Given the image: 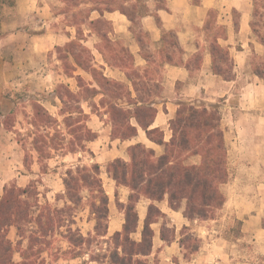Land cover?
Wrapping results in <instances>:
<instances>
[{"label":"crops","instance_id":"0c3cea01","mask_svg":"<svg viewBox=\"0 0 264 264\" xmlns=\"http://www.w3.org/2000/svg\"><path fill=\"white\" fill-rule=\"evenodd\" d=\"M259 1L163 0L164 7H160L148 0V14L138 21L136 30L118 10L103 14L94 11L90 22L78 28L67 23L60 10L64 7L61 0H0V157L12 172L19 163L25 169V174L18 173L15 185L26 188L36 184L39 205L48 202L61 206L56 196L64 192L62 177L58 191L51 192V186L46 184L54 176L49 174L50 163L67 156L78 164L82 162L81 153L59 156V151L51 150L46 161L48 173H42L38 153L32 149L34 162L30 169L25 167L22 126H29L30 132L34 130V104L57 120L58 129L64 128L59 86L77 94L81 79L99 90L86 67L123 85L132 97L137 95L134 83L148 89L158 84L160 95L152 103L156 114L148 130H158L163 144L151 139L135 121L134 137L113 138L108 115L100 109L102 94L80 104L87 115L85 127L96 134L93 141L86 143V149L93 154L90 164L100 167V179L109 199L107 236L122 232L125 213L117 204L127 205L131 196L128 187L110 178L107 165L117 159L129 162V150L136 145L153 151L156 158L163 156L165 144L173 137L170 122L182 104L216 106L228 174L227 181L219 186L224 197L222 208L211 219L191 221L185 216V201L173 208L167 195L159 201L140 197L135 202L137 231L131 236L141 241L144 226L149 224L152 250L145 258L148 264H264V68L257 64L264 61V42L254 33ZM91 22L101 24L98 30ZM169 39L177 49L171 47ZM74 43L79 47L67 53L68 46ZM18 98L28 106L26 117L15 116L21 101ZM92 104L100 114L92 111ZM8 115L13 121L5 127ZM199 163V157L187 160L188 165ZM9 185H1L0 200ZM151 206L160 216L150 220ZM84 214V219L78 216V226L88 233L93 223L87 221L86 211ZM238 224L240 235L234 238L231 233ZM186 232L202 241V247L190 260L182 247ZM6 238L14 248L17 246L19 238L14 227L8 229ZM26 245L24 241L22 248ZM62 245L66 247L60 242L59 247ZM48 256L43 255L46 259ZM20 260L15 251L13 261ZM46 264L105 263L59 258Z\"/></svg>","mask_w":264,"mask_h":264},{"label":"trees","instance_id":"16d2710c","mask_svg":"<svg viewBox=\"0 0 264 264\" xmlns=\"http://www.w3.org/2000/svg\"><path fill=\"white\" fill-rule=\"evenodd\" d=\"M61 1L65 6L61 13L66 16L67 23L78 28L90 22L89 16L94 11L103 14L118 10L126 15L136 30L138 21L148 14V0ZM154 1L158 6L164 7L163 0ZM91 25L98 30L101 24L91 22ZM102 25L107 26L106 23ZM169 44L177 49L172 39H169ZM74 46L79 47L75 43L71 44L66 50L67 53L73 52ZM87 57L89 60L90 56ZM86 70L91 73L99 90L90 88L81 79L78 81L80 91L77 94L65 86L57 89L62 103L60 115L63 117L65 130L68 129L66 133L70 137L69 141L66 142L65 138L59 139L58 144L49 134L43 135V132L58 125L57 120L37 104L33 106L34 130L30 134L34 136L31 147L38 153L42 173H47L46 161L51 157V150H67V153L93 156L86 149V143L93 141L96 134L85 127L87 115L80 104L99 94L103 96L100 109L108 115L113 138L127 140L134 137L136 128L132 121H135L146 130L151 139L163 144L158 130H148L156 114L152 103L154 97L160 95L161 88L158 84L148 89L145 85L134 83L137 95L132 97V93L123 85L108 80L98 70L87 67ZM133 75L138 78L136 74ZM92 111L101 113L95 104H92ZM170 129L173 137L165 144L163 156L156 158L153 151L136 145L129 150V162L117 159L107 165L110 178L117 185L131 190L129 203L117 204L125 213L124 228L122 232L112 236H107L109 199L103 189L100 167L97 164H78L67 172L62 180L64 192L56 196V202L63 203L61 207L48 202L40 206L34 184L26 188L16 185L4 188L0 200V264H46L48 258L73 260L85 256L90 262L105 264H148L145 258L152 250V231L149 224L146 222L144 226L141 241L137 242L131 236L137 231L135 202L140 197L159 201L167 195L173 208L179 207L185 201V216L189 220L205 221L213 218L224 204L219 186L228 178L226 148L220 129L218 108L184 103L175 119L170 122ZM192 157H199L200 163L188 165L187 160ZM26 160L25 165L30 168ZM82 211L87 212V221L93 223V228L88 233H83L78 226V214ZM158 216V210L151 206L148 219ZM11 227L17 231V248L6 238V232ZM54 233L66 245L65 248L62 245L63 247L52 249L50 239ZM167 233L168 231L165 235ZM193 237V234L186 232L182 239L185 255L184 244ZM24 241H27V245L22 248ZM198 249L197 246L193 253ZM15 251L21 257L18 263L13 261ZM44 253L49 255L47 259L43 257Z\"/></svg>","mask_w":264,"mask_h":264},{"label":"rangeland","instance_id":"374dc122","mask_svg":"<svg viewBox=\"0 0 264 264\" xmlns=\"http://www.w3.org/2000/svg\"><path fill=\"white\" fill-rule=\"evenodd\" d=\"M256 5L257 6H256V12H255L256 16H255V22H254V33H255L256 37H258L262 42H264V19H263V15H264V0H260L259 2H257ZM64 9H65V6L63 7V9H60V10L63 11ZM257 64L258 65L260 64L259 65L260 69L264 68V61H257ZM18 99H21V98H18ZM27 109H28L27 104H25V102H23V100L21 99L20 105L18 106V108L15 111V116L24 115L26 117L27 116V114H26ZM12 121H13V117H11L10 115L5 116V127H8V125H10ZM22 127H23V133L22 134H24V137L22 138V141H23L22 144H23V147L26 149V154H27V160L26 161L31 166V164L34 162V160L32 159L34 157V154H32V147L30 146L31 145L30 129H29V126H26V125L22 126ZM66 132H68V129L67 130H65V128L58 129V127L54 125L50 130H48L45 133L43 132L42 134L43 135L44 134H49V136H51V137H53V139H55V143L59 144L60 143L59 139L61 140V139L65 138L66 142L70 140L69 139L70 137L68 135H66ZM67 152L68 151L65 150V151H59L57 153L60 156V155L67 154ZM61 161H62V163H59ZM81 161L82 162L79 163V164L86 165V166H90L91 165L90 162H89L90 160H89V156L88 155H84L83 159H81ZM3 163H4V158L0 157V195L2 194V189H1V185L2 184L10 183L9 186L15 185L18 182L17 176L20 177V174H25L26 173L25 169L21 166L20 163L15 165V168L13 169L14 172H12V170L10 169L11 166H7L6 164H3ZM50 164H51V168L49 167V169H50L51 172L49 174H52L54 176L50 177V181H47L46 184L48 186H51V188L49 189L51 192H55V191L59 190V183H60L59 179H61V177H62V180H63V178L66 177L67 172L69 170H73L76 167V165H78V163H76V161H74L73 159H70V157L67 156V157H65L63 159L59 158L56 161L53 160ZM25 167H26V165H25ZM33 167H34V165L32 166V168ZM26 169H30V168L26 167ZM19 172H20V174H18ZM13 173H14V175H13ZM47 173H48V169H47ZM36 180H39V179H36ZM58 180H59V183H58ZM34 187L36 188V190H37V192L39 194L38 187H37L36 184H34ZM48 195L50 196L51 194H48ZM38 201H39V197H38ZM49 204L54 205V203H49ZM62 204H61V206H62ZM58 206H60V204ZM33 212H36V210L33 209ZM78 215H79L80 218H83V219L86 216L84 214V211L80 212ZM215 215H216V213H215ZM7 232H6V234H7ZM232 235H233L234 238L237 237V235L238 236L240 235L239 234V229H238L237 226L232 231L231 236ZM193 238L192 239L190 238L191 240L189 242H187V243L185 242V244H184L185 248H186V255L185 256H186V259H189V260L192 259L193 256L194 257L196 256V254L193 253L195 248L197 246L199 248L202 247V241L197 239L196 237L195 238L197 240L195 238L194 239ZM50 241L52 243L51 244L52 249L53 248L55 249V248L59 247L61 239H60V237L58 235H56L54 233V235H52V238L50 239ZM245 245H247V244H245ZM248 245H250V244H248ZM15 248H17V247H15ZM242 258H243V256L238 257V259H240V260ZM81 259L88 260V257L85 256V257H83ZM47 261L48 262H52V261H54V259L51 258L50 260H47ZM155 264H157V262H155ZM260 264H262V263H260Z\"/></svg>","mask_w":264,"mask_h":264}]
</instances>
